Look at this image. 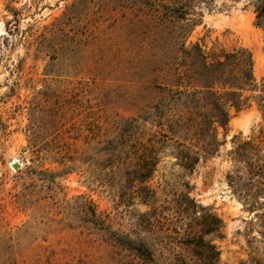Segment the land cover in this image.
<instances>
[{"label":"rangeland","instance_id":"obj_1","mask_svg":"<svg viewBox=\"0 0 264 264\" xmlns=\"http://www.w3.org/2000/svg\"><path fill=\"white\" fill-rule=\"evenodd\" d=\"M160 1L0 0V264H125L111 233L144 235L136 223L153 207L170 216L183 194L222 219L219 264H264V183L227 176L234 141L264 149V104L235 113L217 154L192 171L167 147L142 183L115 159L135 129L130 118L156 129ZM195 10L187 42L247 47L264 77L255 0Z\"/></svg>","mask_w":264,"mask_h":264},{"label":"trees","instance_id":"obj_2","mask_svg":"<svg viewBox=\"0 0 264 264\" xmlns=\"http://www.w3.org/2000/svg\"><path fill=\"white\" fill-rule=\"evenodd\" d=\"M199 1L208 0H166L153 9L162 33L155 59L159 98L150 106L149 121L156 129L146 132V119L139 114L130 118L135 129L115 155L140 183L152 176L158 154L166 147L179 165L192 171L199 160L217 154L219 129L226 132L235 113L252 102L264 104V77L256 79L250 49L218 43L207 48L197 40L186 41ZM255 11L256 24L262 25L264 0H255ZM234 144L235 174H228V180L264 183V149L251 139ZM156 209L136 223L144 235L135 229L111 233L110 240L126 252L125 264H219L213 238L222 237L223 221L216 213L188 194L172 207L170 216L155 217Z\"/></svg>","mask_w":264,"mask_h":264},{"label":"bare ground","instance_id":"obj_3","mask_svg":"<svg viewBox=\"0 0 264 264\" xmlns=\"http://www.w3.org/2000/svg\"><path fill=\"white\" fill-rule=\"evenodd\" d=\"M233 120H235V119H233ZM210 181H209V186H208V190H210L211 189V187H213L214 185H215V183H216V178L215 177H213V178H211V179H209ZM215 187V186H214ZM213 189V188H212Z\"/></svg>","mask_w":264,"mask_h":264},{"label":"water","instance_id":"obj_4","mask_svg":"<svg viewBox=\"0 0 264 264\" xmlns=\"http://www.w3.org/2000/svg\"><path fill=\"white\" fill-rule=\"evenodd\" d=\"M13 164L15 165V167H17V163L16 162H14Z\"/></svg>","mask_w":264,"mask_h":264}]
</instances>
